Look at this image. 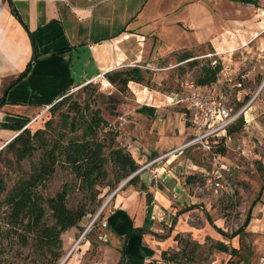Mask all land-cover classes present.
Returning <instances> with one entry per match:
<instances>
[{
  "label": "rangeland",
  "instance_id": "rangeland-1",
  "mask_svg": "<svg viewBox=\"0 0 264 264\" xmlns=\"http://www.w3.org/2000/svg\"><path fill=\"white\" fill-rule=\"evenodd\" d=\"M194 3H196L195 0L188 2L186 8L188 9V6ZM206 6L211 10L218 9L214 3L207 1ZM251 6L246 2L230 3L228 0L221 2L219 10L223 12L224 19L220 27H217V32H212V26H208L209 30H205L203 40L200 39L202 35L200 31L198 35L200 40H197V32H194L191 27L195 25L192 21L201 20L200 16L189 13V23L186 26L188 29H185L187 33L179 39L183 46L171 50L172 53L167 57L155 60L154 68L144 73L145 82L140 84L161 96L153 92H151L152 98L150 95L140 96L138 91H130L128 87L120 93L114 85L105 82L106 79L100 80L68 92L66 95L71 94V100L66 106H62L54 114L50 113L51 106L33 124L28 125L32 133L37 130L47 131L46 135L50 139L59 131L68 132V137H73L80 134V131L74 134L68 130V127L64 128L60 121V112H65L71 103H77L80 107L86 104L88 105V110H85L87 118L91 112L98 110L107 122L106 126L98 129L97 138L104 140L106 144L113 141V144L111 143L113 149H121L129 153L138 167L137 172L151 159V154L166 148L164 142L172 139L178 140L179 143L185 142L186 133L182 132L184 120L181 114L183 105L168 103L170 94L177 92L184 80L193 81L202 90L215 92L226 99L235 110L241 108L257 93V98L252 105L254 109L247 112L246 121L241 119L226 131L227 146L222 147L221 151L224 157L223 163L231 170L233 196L219 198L213 196L205 189L202 178L193 175L195 172L189 164L186 167L184 163L180 166L174 163L177 166L175 175L179 181V191L175 193L176 197L172 196L174 193H168L171 206L163 210V221L156 224L159 227V235H169L165 252L172 254L183 251L184 256L181 258L183 264L209 263L212 252L216 251L214 246L217 241L208 231V228H211L214 232L208 219L216 228L227 234L235 232L241 226L247 209L264 183V85H262L264 83V15H261L264 12V0H259L254 7ZM250 19L259 25L253 29L252 35L247 36L244 24L240 25L239 22ZM221 34L223 44L230 45L231 49L225 50L224 53H217L213 48L212 37ZM250 38L252 40L248 41ZM183 55L193 58L184 63H178L177 57ZM202 66L221 68L213 83L201 86L197 82L201 76ZM257 103L260 106L255 108ZM148 104L158 106L160 116L150 118L146 114L143 115L141 107ZM166 111L171 113L170 124L164 121ZM232 127L233 130L229 133ZM6 144L0 147V172L5 182V192L0 195V264H62L72 251L71 255L82 250L87 241H91L94 250H97L98 237L103 231L97 218L100 214L103 217L106 216L114 209V198L118 187L133 177L132 174L116 184L119 175L110 162V147L104 150L107 160L105 165L107 179L91 190H86L69 169L59 166L56 167L45 186L38 189L43 199H49L54 198L65 186L68 188L66 197L68 209L76 211L82 208L87 212L77 227L61 235V247L55 249L54 253L57 255L54 258L45 247L37 243V233L27 228L26 219L20 228H13L10 225L8 218L10 210L5 203L7 192L20 178L29 173L30 166L37 162L40 151H36L32 157L18 164L14 161L12 152L4 148ZM158 145L159 147L155 149ZM160 153L166 154L162 151ZM189 156L193 157L191 158L194 159L192 160L194 163L197 162L203 168L210 167L209 161L201 150H194ZM150 174L148 170L143 171L134 183L125 184V187L131 186V190H138L142 181L149 182ZM191 177L193 179L189 181L188 178ZM159 181L162 180L159 179ZM192 205L194 209L179 213ZM43 206L45 208L44 224L52 226L54 223L52 212L46 203ZM175 218V225H171ZM86 229H88L86 236L80 244L76 245L77 248L74 247ZM202 240L203 243L200 244L199 241ZM236 240L237 238L234 239ZM238 243L241 251L239 256L228 258L226 253L220 252V264H240L242 259L238 260V257L244 258L246 251H251L249 236ZM227 245L231 246V244ZM217 253H219L218 250ZM157 264L169 263L163 261L160 256Z\"/></svg>",
  "mask_w": 264,
  "mask_h": 264
},
{
  "label": "crops",
  "instance_id": "crops-1",
  "mask_svg": "<svg viewBox=\"0 0 264 264\" xmlns=\"http://www.w3.org/2000/svg\"><path fill=\"white\" fill-rule=\"evenodd\" d=\"M190 1L0 0V147L73 89L105 80V75L113 71L135 68L146 73L153 69L155 60L165 58L174 48L183 46L179 39L187 33L185 29H188L189 13L198 14L201 18L192 21L195 25L191 26L197 32V40L204 39L205 30H209L207 27L210 25L212 32H217L224 19L219 5L226 0H195L196 3L187 9ZM206 1L214 3L218 9L211 10L206 6ZM228 1L246 2L254 7L259 0ZM239 23L244 24L247 36L252 35L253 29L259 25L252 19ZM199 31L202 33L200 39ZM221 37L222 34L212 37L217 53L231 49L230 45L223 44ZM34 49L36 60L32 61ZM177 58L178 63L187 61L180 62L181 57ZM29 64L25 77L4 91ZM128 88L133 92L138 91L140 96H153V91L137 83L130 82ZM149 105L141 107L143 115L150 118L160 116L158 106ZM258 106L260 104L257 103L255 108ZM251 109H254L253 106ZM182 111L183 107L181 114ZM171 120V113L167 112L164 121L170 124ZM182 132L186 133V141L191 131L184 121ZM164 143L166 148L160 150L168 153L184 141L179 143L172 139ZM224 145L227 146L226 140ZM194 150L197 149L189 148L168 157L161 165L163 168L159 176L162 181L153 180L152 172L148 170L151 179L146 178L149 182L142 181L138 190H131V186L125 187L124 184L114 198V209L100 221L103 231L98 237V249L94 250L91 241H87L82 250L71 255L72 251L64 264H119L121 250L124 256L122 264H157L161 253L166 251L169 236L165 239L157 237L161 235L158 234L156 222L163 221V210L171 206L168 193H174L172 196L176 197L175 193L179 191V181L175 175L177 166L174 163L179 166L184 163L186 167L189 164L195 172L193 175L200 178L203 170H206L192 161L194 159L189 155ZM160 152L151 154V157L164 154ZM147 194L152 198L150 204ZM131 228H144L153 234L134 235L124 244L123 237ZM208 231L216 243L223 242L240 249L235 238L227 239L214 230L218 234L216 236L211 228ZM245 233L250 238L252 249L247 261L240 264H264V189L259 202L252 208ZM199 243L202 244L203 240ZM219 256L220 252L216 250L212 252L210 262L202 264H220Z\"/></svg>",
  "mask_w": 264,
  "mask_h": 264
},
{
  "label": "trees",
  "instance_id": "trees-1",
  "mask_svg": "<svg viewBox=\"0 0 264 264\" xmlns=\"http://www.w3.org/2000/svg\"><path fill=\"white\" fill-rule=\"evenodd\" d=\"M192 58L191 56L183 55L180 58V62ZM35 60L36 55L34 49L32 61ZM192 61L194 62L195 60ZM29 66L30 64L18 78L9 83L4 91H7L13 84L23 79L29 71ZM220 69L219 66L213 68L202 66L201 76L197 82L201 86L213 83ZM105 79L111 85H114L120 93L127 89L130 82L137 84L145 82L144 73L135 68L107 73ZM91 84L92 83L86 84L85 86ZM66 94L61 96L59 101L52 105L50 113L54 114L56 111L60 110L62 106H66V104L70 102L71 94ZM85 110H88V105L85 104L83 107H80L77 103H71L67 106L65 112H60V121L64 128L68 127V130L74 134L80 131L78 135L76 134L73 137H68V132L59 131L50 139L47 137V131L45 130H37L32 133L29 128H25L4 146L6 150L12 152L14 161L18 164L32 157L36 151H40L38 160L36 163L31 164L29 173L20 178L11 190L7 192L5 203L10 210L8 216L10 225L13 228H20L23 226V221L26 219L27 228H31L37 233V243L45 247L54 258L57 255L54 253L55 249L61 247V235L69 229L77 227L81 220L87 215V212L82 208L76 211L68 209L66 205L68 188L65 186L62 187L61 192L54 198L43 199L39 194L38 189L45 186L46 182L54 174L56 167L59 166L60 168L69 169L75 174L76 178L86 190H91L95 185L107 179V172L105 171L107 160L104 156V150L108 147H110V162L116 168L119 175L116 179V184L120 183L121 180L129 178L138 168L129 153H125L121 149L112 148L111 145L113 141L106 144L104 140L101 141L97 138L98 129L107 125V122L101 117L100 111L96 110L91 112V115L87 118L85 116ZM232 130L233 127L230 129L229 133H231ZM152 157L151 159H153ZM137 179L138 175H135L126 184H132ZM192 179L193 177L188 178L189 181ZM108 185L110 186L111 184ZM262 189H264V185H262L259 190L257 197L251 202L241 226L235 232L227 234L211 224L212 222H210L209 219L208 222L221 236L227 239L237 238L238 242H241L243 238L248 237V234L245 233V229L251 220L252 208L259 202ZM4 192L5 182L3 174L0 172V195ZM146 198L148 204H150L152 198L149 194H147ZM45 203L52 212L51 215L54 220L52 226H46L44 224L45 208L43 205ZM191 209H194V206H189L179 213L181 214ZM97 219L101 221L103 216L100 214ZM175 222L176 219H173L172 224L174 225ZM94 224H96V222ZM137 234L143 235L153 233L144 228H131L123 237V243L125 244L131 237ZM168 236L157 237L165 239ZM214 247L219 252L226 253L231 257L239 256L240 249L237 250L230 246H226L223 242L216 243ZM244 250L246 249L244 248ZM250 255L251 251L247 250L244 258H238L245 262ZM182 256H184L183 251L172 254H168L167 252L161 253V259L169 264H183L181 262ZM123 258V250H121L119 264H122Z\"/></svg>",
  "mask_w": 264,
  "mask_h": 264
},
{
  "label": "built area",
  "instance_id": "built-area-1",
  "mask_svg": "<svg viewBox=\"0 0 264 264\" xmlns=\"http://www.w3.org/2000/svg\"><path fill=\"white\" fill-rule=\"evenodd\" d=\"M256 97L257 93L241 108L235 110L226 99L221 98L215 92L202 90L193 81L184 80L179 90L170 94L169 103L171 105H183L182 117L191 131L188 140L171 152L148 161L133 176L150 170L152 179L159 180L161 179L159 173L163 168L161 165L168 157L183 150L194 148L201 150L210 163V167L201 173L205 189L217 198L233 196V184L230 181L231 170L223 163L221 151L222 147L225 146L226 131L241 119L246 121V114ZM24 128H28V126ZM87 231L88 229L84 231L74 247L79 244Z\"/></svg>",
  "mask_w": 264,
  "mask_h": 264
},
{
  "label": "water",
  "instance_id": "water-1",
  "mask_svg": "<svg viewBox=\"0 0 264 264\" xmlns=\"http://www.w3.org/2000/svg\"><path fill=\"white\" fill-rule=\"evenodd\" d=\"M9 2V4H11L10 3V1H8ZM25 129V128H24ZM134 177V176H133ZM131 178V177H130ZM130 178L128 179V180H126L124 183H122V184H120V186L118 187V189L117 190H119L124 184H126L129 180H130Z\"/></svg>",
  "mask_w": 264,
  "mask_h": 264
},
{
  "label": "bare ground",
  "instance_id": "bare-ground-1",
  "mask_svg": "<svg viewBox=\"0 0 264 264\" xmlns=\"http://www.w3.org/2000/svg\"><path fill=\"white\" fill-rule=\"evenodd\" d=\"M67 259V258H66ZM66 260H64L63 264L65 263Z\"/></svg>",
  "mask_w": 264,
  "mask_h": 264
}]
</instances>
